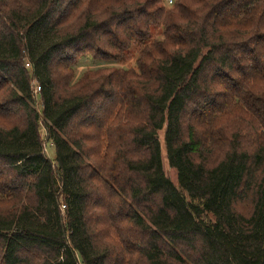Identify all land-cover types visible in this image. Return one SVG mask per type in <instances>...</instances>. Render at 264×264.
I'll use <instances>...</instances> for the list:
<instances>
[{"label":"trees","instance_id":"16d2710c","mask_svg":"<svg viewBox=\"0 0 264 264\" xmlns=\"http://www.w3.org/2000/svg\"><path fill=\"white\" fill-rule=\"evenodd\" d=\"M0 264H264V0H0Z\"/></svg>","mask_w":264,"mask_h":264},{"label":"rangeland","instance_id":"374dc122","mask_svg":"<svg viewBox=\"0 0 264 264\" xmlns=\"http://www.w3.org/2000/svg\"><path fill=\"white\" fill-rule=\"evenodd\" d=\"M168 5V4H167ZM160 32L161 29L160 28H153L152 29V34L154 37H159L160 36ZM135 51H136V47L132 48L129 51V57L130 59L128 60L129 64L132 65L133 64V60L131 59V57L133 55H135ZM25 65V64H24ZM125 63L123 64H119V63H112V62H106L103 60H92V58L90 56H85V57H81L76 65L74 66V72H75V78L77 79L84 71L88 70V69H97L99 67L102 66H122L125 67ZM26 67V65H25ZM31 87L33 88V93H34V97H35V108L41 112V106H40V101H39V96L38 93L35 92L34 90V85H32V80L30 81ZM41 134H42V147H43V152L46 155V157H48L53 164L54 161L52 160L54 157V148L52 146V143L50 141H48V139L46 138V132L45 129L43 128V126L41 127ZM158 136H159V141L161 144V161H162V168L164 171V174L170 179V181L177 185V178H176V173L175 170L172 169L171 167H169L168 163H167V159H166V151H165V147H164V143H163V131H159L158 132ZM61 209H64V206H61Z\"/></svg>","mask_w":264,"mask_h":264},{"label":"built area","instance_id":"2783aa9c","mask_svg":"<svg viewBox=\"0 0 264 264\" xmlns=\"http://www.w3.org/2000/svg\"><path fill=\"white\" fill-rule=\"evenodd\" d=\"M172 1H173V0H165V3L169 5V4L172 3ZM25 65H26L27 68H30V67H31V65H30V63H29L28 61L25 62ZM32 85H34V90H35V92L37 93V91H38V86H37V84H36L34 78L32 79Z\"/></svg>","mask_w":264,"mask_h":264}]
</instances>
